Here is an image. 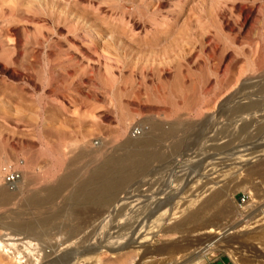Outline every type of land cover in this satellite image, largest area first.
Wrapping results in <instances>:
<instances>
[{
  "label": "rangeland",
  "instance_id": "1",
  "mask_svg": "<svg viewBox=\"0 0 264 264\" xmlns=\"http://www.w3.org/2000/svg\"><path fill=\"white\" fill-rule=\"evenodd\" d=\"M232 108L242 121L251 119L245 128H237L238 117L221 115ZM216 120L223 124L218 126L236 127L231 142L217 139ZM153 123L165 131L178 123L188 137L177 147L168 137L159 139L154 148L164 157L155 158L140 176L132 174L122 190L137 184L147 190L157 182L153 196L167 187L165 197L175 196L182 205L218 188L229 215L199 231L188 225L184 234L202 238L206 229L231 223L230 237L253 244L250 250L234 255L220 249L203 264L215 259L264 264L251 251L254 244L264 251L263 234H257L264 233V0H0V186L14 188L4 180L5 167L21 171L25 182L35 179L19 201L0 207V241L18 242L23 249L25 238L5 235L15 230L24 236L18 219L51 220L29 233L32 254L25 249L19 262L0 248V264H82L98 253L101 264L187 262L191 253L162 251L151 257L143 247L112 252L121 238L111 226L100 230V223L95 228L88 222L102 218V212L94 204L89 212L93 205L84 197L71 198L75 183L86 180L103 163L100 158L117 154L129 138L145 137ZM221 152L226 155L215 154ZM72 172L73 183L52 204L40 209L29 204L31 193ZM69 224L79 225V232L70 233L76 225ZM161 229L157 242L179 239L176 230ZM97 245L110 248L97 252Z\"/></svg>",
  "mask_w": 264,
  "mask_h": 264
},
{
  "label": "bare ground",
  "instance_id": "2",
  "mask_svg": "<svg viewBox=\"0 0 264 264\" xmlns=\"http://www.w3.org/2000/svg\"><path fill=\"white\" fill-rule=\"evenodd\" d=\"M243 107H244L243 103L239 104L238 111L240 112ZM238 111H235L232 108V109H229L227 112L221 113V115L225 116L226 118H236L239 116ZM240 117L238 118L241 121V125L240 127H237L239 128V130H241L242 128H245L251 120L245 117L246 119L242 121ZM226 120L228 119H225V121ZM208 123H209L208 119L203 122L204 127L201 132L203 131L204 132H203V135L201 134V137L199 135V137L202 139L204 138L203 136L205 135L207 126H209ZM215 123H216V126H218L217 124H222L218 122L217 120L215 121ZM177 125L178 123H172L170 126V129L168 131H165L164 130L165 127L161 123H153L151 125V129L149 130V132L146 133L147 135L145 134V137L139 136L135 139H130V138L129 140L127 139V141L122 143L121 147L119 148V151H116L117 154L111 157L103 156L102 158H100L102 160L104 159L103 163L101 162V165L98 168L90 171L86 180H81L77 184L75 183L76 186L74 185L75 187L72 190L71 198L79 199L81 197L82 198L84 197V199L86 200L88 204H91V205L94 204L95 207H98V209L102 212V215H101L102 218L97 219V218H94L95 217L94 216L92 219L90 218L91 220L89 219L88 222L91 224V226H95L96 223L97 224L100 223L101 224L100 230L102 229L104 230L105 228L111 226L112 228L110 232L121 238L119 241L120 244H117V247H114V248H110V247L104 248L101 245H97V247L99 246L97 252L104 251L105 249L110 248L112 252H115L116 254H121L124 251H127V249L129 248L143 247L144 250L148 251L150 254L153 253L151 257L154 256L156 253L162 254L164 252L165 254L169 255V254H177L180 252H183V253L186 252V253H191L190 259L187 262H184L183 264H203L205 262L206 255H208L209 253H211V255H214V251H217L220 249L227 250V252H230L234 255H239L238 252H241V251L250 250V246H252L253 244L252 245L250 244L249 246V244H246L245 242L238 243L240 240L237 241L236 238H235L236 240H233L230 237L231 233L233 232V228H232V225H228V224H231V223H228L227 225L223 224L224 227L222 228L217 227L214 229L208 228L209 230L206 229V231L203 233H207V234H203L202 238L200 234L199 235L198 234L197 235L187 234V236L184 234L183 230L185 229V227L188 228L187 227L188 225L192 224V227L194 228L193 230L199 231L200 229H203L207 226L216 225L217 223H220V222L222 223L223 220H225L226 217L229 215L228 214L229 211H227L228 207H226L227 204H225V201L223 200V197L218 188H214V187L209 188V190L203 195L201 194L199 198L191 199L183 203L182 205H179V203L178 204L176 203L175 196L169 197V198L165 197V194L167 193V189H166L167 187L165 189L158 191V193L153 196L152 193L155 191H153L152 188H155V185L157 184V182L154 186L152 185L150 189H147L145 187L147 190L142 188L143 184L142 185L137 184L135 187L127 191L122 190L124 185L131 180L132 174L135 173V176L136 175L140 176L141 172H144L140 170H146L147 168L149 169V167L152 166L151 164L155 158L159 159V158L164 157V154H163L164 151L162 152L160 149L154 148V146L156 145V142L159 139L161 140L163 137H168V139L173 142V146L177 147L184 141L186 137H188L184 133L181 134V131L183 132L184 130ZM222 125L218 126V130L217 128H215V130H217V139H221V141L225 140V142H231L233 138L236 136V134L238 133V130L236 129L235 126L233 127L229 125L228 126H222ZM215 133L213 131V134ZM211 134H212V131H211ZM222 138L224 140H222ZM203 140L205 141V139ZM208 140L209 139H207V141ZM206 152H207V149L204 151V154ZM200 154H201L200 156H202V153ZM215 154L217 156L219 155L220 157L226 155V153L224 152L215 153ZM208 156L206 155V157ZM206 157L203 159H207ZM199 158H202V157H199ZM202 161L203 160L201 159L200 162ZM195 164H197L198 166L199 163H195ZM136 170H139V171H136ZM75 171L76 170L73 169V172ZM73 172L68 175L66 173V176L62 179V181L59 184L54 185L53 187L51 186L50 188L48 187V189L46 188V190L41 191V192L38 191V192L31 193L27 197V201H29V204L34 206L36 209H40L43 207L46 208L47 205L52 204L54 200L59 197V194L62 193V190L70 186L71 181L73 183V179H74ZM161 179H162V176H161ZM28 180L27 182H25L26 179L24 181L21 179V181H19L15 185L13 190H11L10 187L7 188V186H0V207L8 206L12 204L14 201H17L19 199V195L23 193L24 191L28 190L31 187V185H33L35 182V179H32V178L31 180L29 181ZM75 180L77 181V179ZM149 181L150 179L148 180V182ZM140 190H143V192H148L149 194L148 195L146 194L143 197H139L137 194ZM123 191L125 192L124 194H122ZM94 205L91 208L88 207L89 210L88 209L87 210L90 212L92 208L93 209L95 208ZM79 208H80L79 210H81V206ZM100 211L98 212L100 213ZM85 212H86V205H85ZM8 213L10 216L16 217L17 219L19 217L20 218L22 217V213L20 211H9ZM60 213H61V210L60 212L59 211H55L54 213L52 212L51 214L52 216L49 215L48 218L54 217L55 219L58 215H60ZM66 214L68 213H65L64 215ZM240 215L242 214H239V216ZM32 216H33L32 218H34L35 215H32ZM205 216L207 218L202 219V217H205ZM97 217L99 216L97 215ZM245 217H246V214H245ZM39 218L38 219L36 218L37 220L34 219L31 221H29L28 219L23 220V221L21 219H18L17 223L19 222V224L22 226L21 229H23V231L25 229V232L27 230V233H28V234H25L24 232L23 237L22 236L17 237V236H20L19 234H22L23 232L19 233L18 231H15V230L5 234V235H9L8 239H12V240H19V239L25 238V240L22 241V244H21L22 246H24L23 249L18 247L17 245L18 242L13 241L9 243L7 242L8 244H4L5 242L2 243V241H0L1 250L4 251V253H6L7 255H11V256L14 255L18 257L19 262H21L22 259L25 257L24 255L25 249L28 250L30 254H32L31 251L33 249L31 250L30 247L34 245L35 243L33 242V239L29 237L30 236L29 233H34L37 231V228H38L37 224L46 223L47 221H49L46 218V216L39 217ZM117 218H120L119 220L120 222L116 223L115 219ZM172 219H176V220H174L173 222ZM216 220L217 222H215ZM170 221H172L173 223L168 224L170 223ZM3 224L1 223V225ZM86 224L88 225V223ZM74 225H70V226H74ZM158 228H162L160 231L164 233L172 231V230H176L177 232L180 233L179 239L175 241L173 240V242H170V240L169 242H160V243L157 242L156 237H157V233L159 232L157 230ZM258 229L262 230L263 228L259 227ZM79 230H80L79 225L78 226L76 225L72 228L70 233H77L79 232ZM241 234H244V233H241ZM257 234H260V236L261 234H263V236L260 238L261 239L264 238V233L262 231H260ZM243 236L247 238V236L249 235L247 234V236L245 235ZM253 237H256V235L255 236L253 235ZM245 239H243V241H245ZM249 239H250V236H249ZM242 243H245V245H242ZM8 245H10V248L7 247ZM254 246L255 248L251 250L253 251L252 253L253 257L254 256L259 257L258 259L259 262L264 261V251L262 247H258L255 244ZM12 247L16 249V252L14 250H11ZM38 253L36 254L38 255ZM36 254L33 253V255H36ZM144 255L146 254L144 253ZM35 259L36 261L39 260L37 256H35ZM101 261H102V257L98 253L92 257L90 256V258H88V261H85L82 264H101Z\"/></svg>",
  "mask_w": 264,
  "mask_h": 264
},
{
  "label": "built area",
  "instance_id": "3",
  "mask_svg": "<svg viewBox=\"0 0 264 264\" xmlns=\"http://www.w3.org/2000/svg\"><path fill=\"white\" fill-rule=\"evenodd\" d=\"M22 172L17 169H12L11 167L4 168V180L7 185L12 188L22 179ZM245 199L243 198V201Z\"/></svg>",
  "mask_w": 264,
  "mask_h": 264
},
{
  "label": "crops",
  "instance_id": "4",
  "mask_svg": "<svg viewBox=\"0 0 264 264\" xmlns=\"http://www.w3.org/2000/svg\"><path fill=\"white\" fill-rule=\"evenodd\" d=\"M208 264H229L228 261H220L219 259H215L212 261H209Z\"/></svg>",
  "mask_w": 264,
  "mask_h": 264
}]
</instances>
